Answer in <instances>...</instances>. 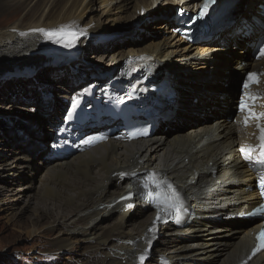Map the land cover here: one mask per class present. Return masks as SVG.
I'll use <instances>...</instances> for the list:
<instances>
[{
  "label": "bare ground",
  "instance_id": "bare-ground-1",
  "mask_svg": "<svg viewBox=\"0 0 264 264\" xmlns=\"http://www.w3.org/2000/svg\"><path fill=\"white\" fill-rule=\"evenodd\" d=\"M0 1L9 15L19 17L0 28V68L18 69L22 74L18 81L34 77L33 84L42 95L38 100L41 107L34 108L43 116L37 118L27 111L23 115L3 113L4 118L16 116L34 125L23 128L9 124L16 134L24 130L26 138L19 139L16 134L13 138L0 137L1 211H14L19 217L28 213L31 227L27 235L36 236L42 231L44 235L52 234V252L78 254L80 244H85L90 264H132L131 249L145 236L153 212L141 203L126 211L122 195L127 183L114 174L131 167L158 168L183 190L195 216L183 228L161 226L151 253L154 261L147 264H156L159 255L166 256L171 264H264V252L246 261L239 251L245 244L246 229L255 220L217 219L241 210L255 196L244 189L252 183V174L238 161L233 145L234 127L226 119L237 93V67L241 60L249 61V49L242 55L243 51H236L233 46L244 47L252 38L239 40L229 29L221 32L216 41H206L203 49L180 45L168 34V25L173 23L167 16L156 19L154 30L149 33L122 41L100 44L93 38L80 39L71 50L78 53L74 59L49 67L51 75L30 77L34 62L48 55L69 53L71 49L32 29L52 30L77 23L88 32H103L113 23L135 17L141 9L148 10L156 3L179 6L183 0ZM194 1L197 0H190ZM261 2L249 0L244 13L258 11L257 4ZM184 6L188 7L186 3ZM125 45L129 46L127 51L121 49ZM150 47L149 54L155 59H184L173 71L176 108L166 123L168 129L135 143L102 144L90 151L74 152L66 159L44 158L47 144H40L51 137L47 124L51 127L56 122L53 115L57 113L58 100L52 91L58 98L66 97L74 81L93 73L91 69L87 72L91 65H111L125 53L143 52ZM206 48L214 50L211 57L195 58ZM94 52L95 57L89 60ZM11 82L17 84V78ZM9 150L14 153L5 159ZM211 168L216 171L214 175ZM22 180L27 181L21 183ZM45 217L40 228L38 224ZM135 239L139 242L134 243Z\"/></svg>",
  "mask_w": 264,
  "mask_h": 264
},
{
  "label": "rangeland",
  "instance_id": "rangeland-1",
  "mask_svg": "<svg viewBox=\"0 0 264 264\" xmlns=\"http://www.w3.org/2000/svg\"><path fill=\"white\" fill-rule=\"evenodd\" d=\"M2 5L3 3L0 1V26H1L0 28L10 25L13 20L19 18V17L14 18V15L11 14L9 15L8 14L9 11H7V8H5V6L3 7ZM171 7L172 6H170V4H164L161 6V8H163L164 10H168ZM132 18L133 17H131L130 19L133 20ZM130 19L128 21L117 22V24L113 23L104 30H111L120 27V25H123L124 22H129ZM92 54L89 60H92L93 57H95L96 52H94L93 55ZM20 56L23 57V55ZM172 63L175 65L178 64V62L176 61ZM231 66H233V64ZM48 68L49 67L44 68L39 73L38 72L33 73L32 75L34 76H36L37 74H40L42 76L51 75L52 72L47 71ZM6 69L7 68H0V137L8 138V136L11 135V138H13L16 132H14V130L9 129L10 128L9 124L17 125L18 127L25 128L28 126L31 127L32 125H34V123L28 122L26 119H22L16 116H14L15 118L11 117L10 119L4 118L3 116H5V114L8 113L23 115V113H26L27 111L31 116L37 118L43 117L34 108L37 106L41 107L40 103H38V100H41L42 95H41V91L39 92L40 88L36 89L35 86L36 83L34 82L35 84H33L32 78L34 77H32V75L30 76L32 77L30 78V80H28L27 78H22L23 81H26L25 82L26 88H25V86H23L20 83L22 81L21 80L18 81L19 76L10 77V75L12 73H16L18 69H11L10 71H4ZM42 71H44L43 73L44 75L42 74ZM13 77L17 78V84L11 82V79ZM9 90H11V93L9 94L10 96H7V92ZM52 90L54 89L52 88ZM28 92L31 95L28 94ZM52 92H53L52 96L53 94L54 96H56V92L55 91ZM12 95L13 97H11ZM23 96L29 99L31 98L30 102H33V104L29 105L30 102L26 103L25 102L26 99ZM57 97L55 98L56 100ZM16 135L18 136L19 139H21L22 136L26 138L24 130L22 129ZM12 150H9V152L6 153L9 155H7L5 159L10 158L11 157L10 155H13L12 153L14 152ZM2 157L3 156H1L0 159H2ZM26 181L27 180H22L21 183H25ZM9 212L7 210L6 211L0 210V264H90V259H87L88 257L87 245L80 244V248H79L80 253L78 254L72 255V254H68L67 252H61L62 253L61 254L59 251L52 252L49 250V249H55V245L52 243V239L50 238L51 236H53L52 234L44 235L45 232L42 231L39 235L36 236L27 235L26 231L31 227L28 223V217H29L28 213L19 217V215L13 214L14 211H11L10 213ZM45 221H46V217L39 222L38 225H40V228L45 224L44 223ZM67 256L71 257L70 258L71 261L66 258ZM84 261L86 263H84Z\"/></svg>",
  "mask_w": 264,
  "mask_h": 264
},
{
  "label": "snow or ice",
  "instance_id": "snow-or-ice-1",
  "mask_svg": "<svg viewBox=\"0 0 264 264\" xmlns=\"http://www.w3.org/2000/svg\"><path fill=\"white\" fill-rule=\"evenodd\" d=\"M215 2V0H203L200 8L199 16L203 17L207 14L209 7ZM33 31H44L43 29H34ZM46 37L49 40H53L57 44H62L66 48H72L79 41L80 34L73 30L71 24L60 25L57 28L48 30L45 32ZM264 57V47L259 48L258 58ZM264 76V73L249 72L247 78L243 84V94L239 100V111L242 114V123L245 127L255 123L257 130L256 144H245L240 148L244 158L249 161L250 164L258 163L264 167V111H257L258 102L264 99V93L254 92L252 85L258 84L260 77ZM79 103V97L73 100V104ZM264 107V105H261ZM141 134H147L141 133ZM154 186V187H152ZM258 186L261 191V195L264 196V173L259 177ZM143 188L148 191L150 201L153 202L161 212H167L171 210H179V204L181 202L180 193L175 187L164 178H159L155 173L145 177L143 181ZM132 207V205H129ZM160 212L157 214V219L160 218ZM257 240L259 241L258 248H264V228L257 234Z\"/></svg>",
  "mask_w": 264,
  "mask_h": 264
},
{
  "label": "water",
  "instance_id": "water-1",
  "mask_svg": "<svg viewBox=\"0 0 264 264\" xmlns=\"http://www.w3.org/2000/svg\"><path fill=\"white\" fill-rule=\"evenodd\" d=\"M236 1L237 0H218V2L212 8L211 14L209 15V17L212 16V15H213V17H215V16L221 14L223 11H225L226 9H228L229 7H231L233 4H235ZM120 31H124V30H120ZM45 61H46V58L45 57H42L41 59H39L36 62H34L33 63L34 64L33 66L42 65ZM10 70H11L10 68H7L4 71H10Z\"/></svg>",
  "mask_w": 264,
  "mask_h": 264
}]
</instances>
